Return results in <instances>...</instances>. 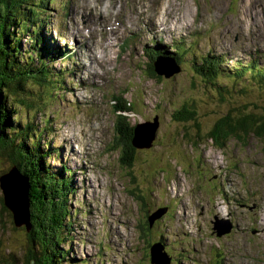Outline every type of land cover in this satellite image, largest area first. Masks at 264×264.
Returning a JSON list of instances; mask_svg holds the SVG:
<instances>
[{"label":"rangeland","instance_id":"obj_1","mask_svg":"<svg viewBox=\"0 0 264 264\" xmlns=\"http://www.w3.org/2000/svg\"><path fill=\"white\" fill-rule=\"evenodd\" d=\"M163 1L189 18L186 26L174 29L168 18L157 33L148 30L137 11L154 19ZM43 10L44 52L63 54L48 62L61 89L55 84L41 103L31 98L32 110L14 109L42 129L51 152L46 163L70 170L63 173L73 185L70 232L66 226L60 244L70 260L61 264H153L157 241L164 247L156 258L167 264H264V139H206L228 112L264 116V89L233 87L222 102L187 64L190 53L221 55L226 65L264 62V0H54ZM177 46L189 50L180 66L172 55ZM151 56L177 69L145 75L147 63L156 67ZM124 101L132 124L157 122L150 146H127L128 125L123 116L117 122ZM184 102L195 117L176 122L172 109ZM161 208L166 212L151 225L150 214ZM221 220L230 229L217 235ZM26 232L0 206V240L18 264L26 261Z\"/></svg>","mask_w":264,"mask_h":264},{"label":"trees","instance_id":"obj_2","mask_svg":"<svg viewBox=\"0 0 264 264\" xmlns=\"http://www.w3.org/2000/svg\"><path fill=\"white\" fill-rule=\"evenodd\" d=\"M53 1L0 0V173L8 170L11 165H16L28 179L31 228L25 235V264H32V261L35 264H61L64 259L65 262L70 260L68 251L60 247V244L67 241L63 235L66 226L65 234L70 232V212L66 206L73 185L68 176H63L68 170L64 166L55 170L46 163V158L51 152L48 144L40 137L42 129L35 128L25 116L23 120L18 110L14 109L20 105L32 107V110L37 105L33 106L31 98L33 101L39 99L41 103L46 94H53L52 87L55 84L61 89V75L52 78L53 72L48 63L51 64L60 53L57 49L49 53L44 52L40 24L43 18L40 19L39 16L45 14L43 9ZM22 37L28 42L25 47ZM188 52L189 50L177 46L172 52L176 64H182ZM187 64L192 75L200 78L202 84L207 85L211 93L222 102L236 92L233 87H242L240 91H245L249 85L255 83L264 89V62L257 58L226 65L221 55L204 56L190 53ZM146 71L151 77L159 78L151 62ZM39 87L38 92L32 90ZM10 106L13 108H9ZM129 109L130 106L124 101L123 106L117 110V122L121 121L123 116V123L128 125L129 130L126 144L133 149L135 125L125 115ZM194 111L193 105L184 102L172 109L171 117L176 122L190 121L195 117ZM259 113L253 109L239 110L234 114L228 112L214 122L206 139H211L217 144L225 139L239 140L254 134L261 141L264 139V116ZM46 120L42 122L45 123ZM130 163L131 160L126 162L127 165ZM0 206L9 217L10 212L2 204L1 193ZM150 246L152 247L151 244ZM6 247L0 240V264H18L16 253L13 250L6 252Z\"/></svg>","mask_w":264,"mask_h":264},{"label":"water","instance_id":"obj_3","mask_svg":"<svg viewBox=\"0 0 264 264\" xmlns=\"http://www.w3.org/2000/svg\"><path fill=\"white\" fill-rule=\"evenodd\" d=\"M156 70L164 69L158 57L156 58ZM173 68L166 67L165 70ZM1 105V95H0ZM157 128V122H143L134 126V136L132 138V144L136 147H148L151 144ZM0 134H1V109H0ZM29 183L26 176H24L16 165H11L7 171L0 174V193L2 196L3 206L11 213V218L14 226H24L26 231L31 228L30 213H29ZM224 221L215 222V228L218 234L229 231V228L224 226ZM154 246V245H153ZM152 246V247H153ZM151 247V248H152ZM160 246L155 244L151 249L150 255L152 257L151 262L153 264H167L168 258L157 259V253L155 250H160Z\"/></svg>","mask_w":264,"mask_h":264},{"label":"bare ground","instance_id":"obj_4","mask_svg":"<svg viewBox=\"0 0 264 264\" xmlns=\"http://www.w3.org/2000/svg\"><path fill=\"white\" fill-rule=\"evenodd\" d=\"M81 1V0H80ZM116 1V0H115ZM84 2V1H83ZM152 4V3H151ZM159 9H158V13L156 14V17L153 19L151 16L153 15H146V14H144V11L143 10H141V9H139L138 11H137V15L139 16V19H140V21L143 23V24H147V26H148V30H150L151 32H155V33H157V30H159V27H160V25H163V21L165 20V19H168V18H170V20H172V26L174 27V29H176V28H179V26H180V24H181V22H182V25L181 26H186L187 25V23H188V19H186V17L184 16V15H174V13H173V10H175V6H172V5H170L169 3H165V1H163L161 4H160V6L158 7ZM110 10V9H109ZM156 10V9H155ZM176 11V10H175ZM150 14V13H149ZM154 14H155V12H154ZM181 14V13H180ZM184 14V13H183ZM166 16V17H165ZM76 25V24H75ZM164 27H165V25H163ZM180 26V27H181ZM164 29V28H163ZM79 30V29H78ZM111 33H112V30L110 31ZM166 34L167 33H170V31L169 32H165ZM77 34V33H76ZM119 36V35H118ZM108 37V36H107ZM42 39H43V35H42ZM44 41V40H43ZM41 42V41H40ZM45 46L46 45H43V47L45 48ZM184 50H187L186 48H184ZM149 51V50H148ZM165 51V50H164ZM174 51V50H173ZM145 52H147V51H145ZM167 52V51H166ZM152 54V53H151ZM60 55H63V54H60ZM158 55V54H157ZM160 55V54H159ZM153 58V57H152ZM153 59H155V58H153ZM156 60V59H155ZM110 62V61H109ZM176 63V62H175ZM149 63H147V65H148ZM147 65H146V67H147ZM178 65V64H177ZM178 66H180V65H178ZM146 67H145V69H144V73H145V75H148L147 74V71H146ZM154 69H155V72L158 74V76H160V75H163V76H169L171 73H173V70L172 71H167V70H165V68L164 69H159V70H156V67H154ZM173 69H177V68H174L173 67ZM57 70V69H56ZM166 75H165V74ZM93 74V73H92ZM98 83V82H97ZM116 91V90H115ZM0 95H1V92H0ZM1 98H2V95H1ZM126 101V100H125ZM122 103V102H121ZM128 113H132V111H131V106H130V109L128 110ZM138 124V123H137ZM136 125V124H135ZM58 150V149H57ZM7 171V170H6ZM69 171V173H70V170H68ZM5 172V171H4ZM3 173V172H2ZM254 190V189H253ZM70 194H71V192H70ZM169 208H170V206H169ZM236 209V208H235ZM166 212V209H164V208H161V209H159L158 211H154L153 213H151L150 214V218H149V220H150V224L152 225V223H153V221L155 220V219H157V218H159L162 214H164ZM168 212H170V211H168ZM168 214V213H167ZM226 227H228L229 229H230V227L229 226H226ZM213 229L215 230V232H216V234L217 235H222V234H226L227 232H225V233H221V234H218V232H217V229L215 228V225H214V227H213ZM156 244L158 245V246H160V247H164V243H161L160 241H157L156 242ZM155 245V244H154ZM165 251V250H164ZM181 251V250H180ZM167 252V251H166ZM170 256V255H169Z\"/></svg>","mask_w":264,"mask_h":264}]
</instances>
